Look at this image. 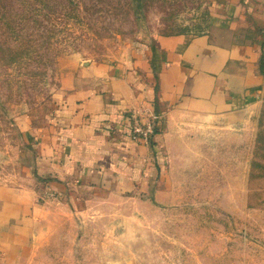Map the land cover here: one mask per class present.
I'll use <instances>...</instances> for the list:
<instances>
[{
    "label": "rangeland",
    "instance_id": "1",
    "mask_svg": "<svg viewBox=\"0 0 264 264\" xmlns=\"http://www.w3.org/2000/svg\"><path fill=\"white\" fill-rule=\"evenodd\" d=\"M254 5L0 0V185L25 181L30 201L0 204V264H264V96L248 115L182 124L165 141L166 186L158 192L28 174L17 123L24 114L45 123L89 61L204 32Z\"/></svg>",
    "mask_w": 264,
    "mask_h": 264
},
{
    "label": "crops",
    "instance_id": "2",
    "mask_svg": "<svg viewBox=\"0 0 264 264\" xmlns=\"http://www.w3.org/2000/svg\"><path fill=\"white\" fill-rule=\"evenodd\" d=\"M252 1L248 13L238 10L204 32L166 35L125 58L84 64L45 123L34 124L30 114L17 120L24 169L59 184L72 179L124 194L164 188L165 141L182 124L244 116L262 106L264 0ZM133 112L156 115L150 141L130 135ZM21 187L0 185V204L29 205L25 181Z\"/></svg>",
    "mask_w": 264,
    "mask_h": 264
},
{
    "label": "built area",
    "instance_id": "3",
    "mask_svg": "<svg viewBox=\"0 0 264 264\" xmlns=\"http://www.w3.org/2000/svg\"><path fill=\"white\" fill-rule=\"evenodd\" d=\"M129 119L130 135L134 138H141L145 141H150L155 134L156 115L151 114L149 118H145L141 114L133 112Z\"/></svg>",
    "mask_w": 264,
    "mask_h": 264
}]
</instances>
